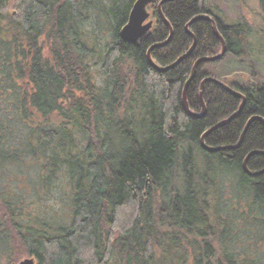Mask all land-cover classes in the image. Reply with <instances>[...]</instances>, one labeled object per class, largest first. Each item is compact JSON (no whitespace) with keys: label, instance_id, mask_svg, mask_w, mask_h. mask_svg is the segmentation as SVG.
I'll use <instances>...</instances> for the list:
<instances>
[{"label":"trees","instance_id":"1","mask_svg":"<svg viewBox=\"0 0 264 264\" xmlns=\"http://www.w3.org/2000/svg\"><path fill=\"white\" fill-rule=\"evenodd\" d=\"M136 1L0 0V251L6 264L23 258L35 264H264V173L252 177L242 168L247 154L264 152L262 123L253 121L232 148L251 117L264 118V80L239 86L214 76L227 56L248 60L251 27L245 20L222 22L208 0H151L152 27L134 44L119 34ZM159 11L172 34L150 51L157 67L190 49L188 33L196 39L191 54L164 73L146 59L169 38ZM204 16L216 21L226 53L196 66L186 89L188 113L182 93L195 61L221 52L207 20L185 29ZM205 78L245 98L241 112L203 140L208 148L231 149L201 146V136L241 103L206 82L200 115ZM246 169L264 170V155L252 156ZM60 179L70 218L51 226L25 210L21 196L42 195Z\"/></svg>","mask_w":264,"mask_h":264},{"label":"rangeland","instance_id":"2","mask_svg":"<svg viewBox=\"0 0 264 264\" xmlns=\"http://www.w3.org/2000/svg\"><path fill=\"white\" fill-rule=\"evenodd\" d=\"M207 7L216 17L226 24L245 20L251 27L249 36L251 48L248 60L245 61L239 57L227 56L222 67L216 66L214 76L221 79L222 75H225L239 86L245 82L257 83V80H264V9L260 8L259 1L241 0V3L237 4L232 0H208ZM148 22H151L149 18ZM104 39L105 36L102 38L103 42ZM96 69L92 71L93 79L100 86L103 84V81L100 78L98 69ZM251 72H254L255 75L252 76ZM184 98L186 100V91ZM17 186L26 187L24 179H18ZM13 193L15 196L19 194L18 190H14ZM1 196L2 190L0 188ZM21 201L24 202V209L33 215L36 214L43 223L55 226L69 222L70 201L67 185L63 179L54 182L53 187L42 195L30 194L29 191L23 192ZM2 255L0 251V264H6V259ZM24 259L30 258H23L20 261Z\"/></svg>","mask_w":264,"mask_h":264},{"label":"water","instance_id":"3","mask_svg":"<svg viewBox=\"0 0 264 264\" xmlns=\"http://www.w3.org/2000/svg\"><path fill=\"white\" fill-rule=\"evenodd\" d=\"M151 0H138L134 3L133 7H132V10L129 14V18H128V21L127 23L125 24V26L121 29L120 31V38L124 41H127V42H132V43H137V41L147 32L149 31V29L151 28V22H147L146 21L148 20L149 18V15L148 13L146 12L145 10V6L150 3ZM202 17H196L194 18L190 23L187 24L186 28L193 22H195L196 20H199L201 19ZM209 21H211L212 23V30H213V33L215 34V36L220 40L221 42V52L217 55V56H214V57H207V58H202L200 60H198L196 62L197 63H200V62H206V61H220L222 59V57L225 55L226 53V49H225V44H224V41L222 40L221 36L219 35L218 31H217V28L215 27V24L213 22V19H210L209 18ZM171 30H170V36H169V39L171 37ZM193 37V45L192 47L189 49V51L183 55L181 58H179L173 65L169 66V67H166V68H157L151 61V57H150V51L154 48H157V47H162L164 46L165 44L168 43L169 39L162 43V44H157V45H154L152 46L148 52H147V60L150 64V66H152L156 71L158 72H166L168 69H171L173 67H175L178 63H180L183 59H185L186 57H188L190 55V53L194 50L195 46H196V39L193 35H191ZM193 74H194V71H193ZM191 80V79H190ZM189 80V81H190ZM189 81L187 82V84L189 83ZM207 81H211V82H215L217 84H220L221 86H223L225 88V90L230 93L231 95L239 98L241 100V103L239 105V108L237 109L236 113L234 115H232L229 119H226V120H223L221 122H219L218 124H216L215 126H213L212 128H210L209 130H207L202 136H201V146L203 149H205L206 151H211V152H215V151H218V150H223V149H227V148H208L204 145V138L209 134L211 133L213 130L217 129V128H220L222 127L223 125H225L226 123H228L231 119H233L234 117H236L242 110L244 104H245V98L244 96L235 91V90H232L228 87H226L225 85L219 83L218 81L214 80V79H205L201 86H200V93L203 89V84ZM186 91V90H185ZM185 91L183 93H185ZM183 104L185 106V109L186 111L189 113V110H188V107H187V104H186V101H185V98H183ZM204 114V110H202V114ZM253 121H259L261 122L263 125H264V118H261L259 116H256V117H251L246 125H245V130L243 132V134L241 135V139L243 138V135L244 133L246 132L247 128L251 125V123ZM255 154H259L258 152H252L251 154H249L247 156V158L245 159L244 161V164H243V169H244V172L249 175V176H252V177H255V176H258V175H261L264 173V170L260 171V172H250L248 171V169H246L245 167V163L247 162V160L255 155ZM18 264H34V260L33 259H24L22 261H20Z\"/></svg>","mask_w":264,"mask_h":264},{"label":"bare ground","instance_id":"4","mask_svg":"<svg viewBox=\"0 0 264 264\" xmlns=\"http://www.w3.org/2000/svg\"><path fill=\"white\" fill-rule=\"evenodd\" d=\"M137 1H138V0H137ZM150 3H151V2H150ZM150 3H148V4H150ZM148 4H147V5H148ZM133 5H134V4H133ZM147 5H146V6H147ZM146 6H145V10H146ZM132 7H133V6H132ZM159 7H160V5H159ZM131 10H132V9H131ZM130 12H131V11H130ZM146 12H147V11H146ZM159 15H160L161 19L163 20L164 24L166 25V27L168 28V30H169V36H170V30H171V28H170L169 24H168L167 21L164 19V17L162 16V14H161L160 11H159ZM128 18H129V17H128ZM202 19H204V18L202 17ZM205 19H206V18H205ZM192 20H193V19H192ZM192 20H191V21H192ZM191 21H190V22H191ZM147 22H148V20L146 21V23H147ZM190 22H189V23H190ZM214 23H215V22H214ZM210 24H211V28H212V23H211V21H210ZM186 26H187V25H186ZM189 26H190V25H189ZM189 26H188V27H189ZM188 27H187V28L185 27V29L187 30ZM150 29H151V28H150ZM150 29H149V30H150ZM120 31H121V30H120ZM147 32H148V31H147ZM147 32H146V33H147ZM171 32H172V30H171ZM212 32H213V30H212ZM146 33H145V34H146ZM145 34H144V35H145ZM188 34H189L190 36L192 35L191 33H188ZM213 34H214V33H213ZM144 35H143V36H144ZM214 35H215V34H214ZM143 36H142V37H143ZM142 37H141V38H142ZM191 37H192V36H191ZM192 38H193V37H192ZM168 39H169V38H168ZM218 40H219V39H218ZM222 40H223V39H222ZM219 41H220V40H219ZM126 42H127V41H126ZM130 43H132V42H130ZM220 44H221V42H220ZM192 45H193V43H192ZM191 47H192V46H191ZM191 47H190V48H191ZM188 51H189V50H188ZM188 51H187V52H188ZM147 52H148V51H147ZM187 52H186V53H187ZM186 53H185V54H186ZM185 54H183V55H185ZM190 54H191V53H190ZM183 55H182V56H183ZM182 56H181V57H182ZM181 57H180V58H181ZM186 58H187V57H186ZM204 58H207V57H204ZM146 59H147V56H146ZM178 59H179V58H178ZM178 59H177V60H178ZM200 59H202V58H200ZM200 59H198V60H200ZM177 60H176V61H177ZM183 60H184V59H183ZM198 60L195 61L194 65H193V68H192L191 77L187 80V82H188L190 79L192 80V78H193V76H194L193 71H194V73H195V69H196V66H197L198 64H200V63H209V61H206V62H200V63H197V64H196V62H197ZM176 61H175V62H176ZM147 62H148V60H147ZM175 62H174V63H175ZM210 62H216V61H210ZM152 63H153V62H152ZM174 63H173V64H174ZM148 64H149V62H148ZM153 64H154V63H153ZM173 64H171V65H173ZM178 64H179V63H178ZM178 64H177V65H178ZM149 65H150V64H149ZM154 65H155V64H154ZM171 65H170V66H171ZM177 65H176V66H177ZM155 66H156V65H155ZM156 67H157V66H156ZM168 67H169V66H168ZM151 68H153V67L151 66ZM157 68H159V67H157ZM165 68H166V67H165ZM173 68H174V67H173ZM153 69H154V68H153ZM171 69H172V68H171ZM154 70H155V69H154ZM168 70H169V69H168ZM160 73H161V72H160ZM163 73H164V72H163ZM206 79H211V78H206ZM191 80H190V81H191ZM204 80H205V79H204ZM204 80H203V81H204ZM190 81H189V83H190ZM203 81H202V82H203ZM216 81H217V80H216ZM187 82H186L185 85H184L183 92L186 90L187 85L189 84V83L187 84ZM202 82H201V84H202ZM207 82H211V81H207ZM218 82H219V81H218ZM205 83H206V82H205ZM205 83H204V84H205ZM219 83H221V82H219ZM204 84H203V85H204ZM221 84H222V83H221ZM218 85H219L220 87H222V88L225 90V88H224L223 86H221L220 84H218ZM223 85H224V84H223ZM200 86H201V85H200ZM226 87H227V86H226ZM201 92H202V91H201ZM199 95H200L199 98H200V102H201V114H202V110H204V106H203L202 101H201V93H200V91H199ZM184 97H185V93H183V98H184ZM185 101H186V100H185ZM186 104H187V103H186ZM183 106H184V104H183ZM184 108H185V106H184ZM238 108H239V107H238ZM185 110H186V109H185ZM204 112H205V111H204ZM201 114H200V115H201ZM200 115H199V116H200ZM233 115H234V114H233ZM229 118H230V117H229ZM229 118H227V119H229ZM217 124H218V123H217ZM214 126H215V125H214ZM247 129H248V128H247ZM244 130H245V127H244ZM244 130H243V132H244ZM246 131H247V130H246ZM243 132H242V134H243ZM242 134H241V135H242ZM244 135H245V133H244ZM244 135H243V138H244ZM243 138L241 139V136H240V137H239V140H238V142H237V144H236L234 147H232V148H237V147L241 144ZM227 149H231V148H227ZM253 152H258V151H253ZM251 153H252V152H250L249 154H251ZM258 153H259V154H255V155H264V152H261V151H260V152H258ZM249 154H247L246 157L244 158V160H243V164H244V161H245V159L247 158V156H248ZM253 156H254V155H253ZM251 157H252V156H251ZM251 157H250V158H251ZM250 158H249V159H250ZM249 159H248V160H249ZM248 160H247V161H248ZM243 164H242V168H243ZM246 164H247V162L245 163V167H246ZM243 170H244V169H243Z\"/></svg>","mask_w":264,"mask_h":264},{"label":"flooded vegetation","instance_id":"5","mask_svg":"<svg viewBox=\"0 0 264 264\" xmlns=\"http://www.w3.org/2000/svg\"><path fill=\"white\" fill-rule=\"evenodd\" d=\"M160 4H161V3H160ZM160 4H159V5H160ZM205 18H206V19H205ZM209 18H210V19H213L212 17L204 16V19L207 20V21L209 22V24H210ZM213 22H215L214 24H215V27H216V21H215L214 19H213ZM210 26H211V24H210ZM211 29H212V28H211ZM260 123H261V122H260ZM262 125H263V124H262ZM263 126H264V125H263Z\"/></svg>","mask_w":264,"mask_h":264}]
</instances>
